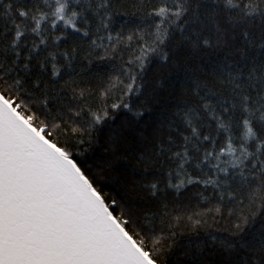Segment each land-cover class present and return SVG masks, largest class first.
I'll return each mask as SVG.
<instances>
[{
  "label": "snow or ice",
  "instance_id": "snow-or-ice-1",
  "mask_svg": "<svg viewBox=\"0 0 264 264\" xmlns=\"http://www.w3.org/2000/svg\"><path fill=\"white\" fill-rule=\"evenodd\" d=\"M0 264H264V0H0Z\"/></svg>",
  "mask_w": 264,
  "mask_h": 264
},
{
  "label": "trees",
  "instance_id": "trees-1",
  "mask_svg": "<svg viewBox=\"0 0 264 264\" xmlns=\"http://www.w3.org/2000/svg\"><path fill=\"white\" fill-rule=\"evenodd\" d=\"M105 192L108 193V192H112V189L108 186H105ZM114 194V193H113Z\"/></svg>",
  "mask_w": 264,
  "mask_h": 264
}]
</instances>
